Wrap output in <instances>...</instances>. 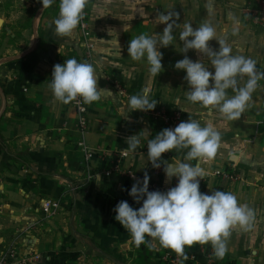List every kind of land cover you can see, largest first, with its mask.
<instances>
[{
    "label": "crops",
    "instance_id": "1",
    "mask_svg": "<svg viewBox=\"0 0 264 264\" xmlns=\"http://www.w3.org/2000/svg\"><path fill=\"white\" fill-rule=\"evenodd\" d=\"M252 1L91 0L95 49L92 59H87L78 26L69 36L54 34L60 0L45 10L41 0H0V21L13 34L0 61V112L6 100L0 116V232L11 234L1 237L0 243L6 249L15 248L7 264H166L165 248L159 241L146 237V243L136 247L115 220L114 211L121 201L136 210L142 207L143 201L136 203L129 193L137 181L143 186L145 174L153 179L143 134L135 153L124 151L128 137L147 131L148 138H154L151 119L127 107L129 98L150 80L149 98L157 102L156 107L181 111L183 122L190 118L201 126L211 122L220 133L215 158L201 164L205 170L201 193L230 192L253 212L249 226L230 230L223 258L214 254L210 243H195L185 246L183 264H264V79L258 81L240 118L225 121L218 110L187 100L186 72L175 69L176 62L185 57L179 39L183 23L196 28L208 22L233 55L251 58L257 72H264V30L247 22ZM160 13H172L174 19L178 13L180 27L174 29L171 46L158 47L163 70L153 80L146 58L133 61L127 49L133 37L163 33L166 25L155 22ZM209 47L218 51L220 45L213 39ZM186 55L205 63L214 74L204 54L190 50ZM70 58L93 65L101 90L100 99L87 104L85 134L78 129L72 103L56 101L48 87L54 66ZM234 94L228 90L229 97ZM82 139L94 154L88 165L77 146ZM186 151L175 150L170 157L163 154L164 169L174 157L195 165L196 161H184ZM121 152L128 157L119 168L131 171L135 178L123 177L118 171L106 174L118 165L114 154ZM177 183L178 178L169 180L163 170L162 193ZM45 200L61 203L55 216L43 211Z\"/></svg>",
    "mask_w": 264,
    "mask_h": 264
},
{
    "label": "clouds",
    "instance_id": "2",
    "mask_svg": "<svg viewBox=\"0 0 264 264\" xmlns=\"http://www.w3.org/2000/svg\"><path fill=\"white\" fill-rule=\"evenodd\" d=\"M41 2L45 10L51 7L54 0ZM87 3L88 0H60L59 16L54 20V34L60 37L71 35L83 18ZM175 16L174 19L172 13H160L155 22L166 25L162 34H141L129 42V57L133 61L146 58L148 72L153 80L163 70V55L157 50L158 47L171 46L175 39L174 29L180 27L177 23L179 14L175 13ZM179 39L185 57L176 62L175 69L186 72L185 80L190 89L186 95L187 100L207 110H218L225 121L238 120L258 81L264 79V72H257L255 61L251 58L233 55L232 48L216 38L215 29L208 22L201 23L196 28L190 23H183ZM213 39L220 45L218 51L209 47V41ZM190 50L204 54L214 68V74L205 67V63L189 59L186 54ZM245 77L246 82L239 86ZM48 87L54 99L65 105L74 101L91 104L101 96L93 65L78 62L75 58L67 59L63 65L54 66ZM229 89L235 93L231 97L228 96ZM151 91L150 80L139 94L129 98L128 109L131 112L154 110L157 102L150 100ZM176 104H180L178 97ZM141 134L147 138V157L153 167H161L163 154L173 150H187L183 156L184 161L197 163L193 165L180 162L176 157L171 163H167L164 169L166 177L169 180L176 177L178 183L166 193L150 192V177L145 174L143 186L137 181L129 193L136 203L143 201L142 207L136 210L127 201H121L114 209L115 220L130 234L136 247L146 243V237H150L158 240L161 247L184 256L185 246L210 243L214 254L223 258L230 230L235 226H249L253 212L246 205L239 204L237 197L230 192L217 190L208 195L200 191V180L205 175L201 164L210 163L215 158L221 146L220 133L211 122L201 126L200 122L190 118L175 128L163 129L151 139L148 138L147 131L128 137V148L124 151L135 153L140 148ZM98 179L101 181L99 174Z\"/></svg>",
    "mask_w": 264,
    "mask_h": 264
},
{
    "label": "built area",
    "instance_id": "3",
    "mask_svg": "<svg viewBox=\"0 0 264 264\" xmlns=\"http://www.w3.org/2000/svg\"><path fill=\"white\" fill-rule=\"evenodd\" d=\"M90 1L84 9L83 18L80 20L78 25L81 34V42L85 49V55L87 59H92V54L95 49V43L91 27V14H90ZM247 12L249 14L247 22L253 27L264 30V0H253L251 5L248 6ZM116 88L122 93L124 91L118 83H116ZM80 99V98H78ZM72 106L76 112L78 120V129L82 134H85L88 128L87 121V104L82 102L77 103L72 102ZM148 118L151 119L154 125V136L156 133L162 131L165 128H175L179 123L183 122V113L179 110H171L167 108L156 107L152 111L143 112ZM78 148L82 151L84 155V161L88 165L93 159L94 154L90 146L86 143L84 139L77 143ZM175 150L172 152L165 153L166 157H170ZM118 165L113 169L106 171V174H110L112 171H118L123 177L132 179L135 178L131 171L122 170L119 167L121 161L128 157V153L121 152L114 154ZM164 170V164L161 163V167L155 168L152 166L153 179L149 180L148 189L150 192L160 191L163 192V187L159 184ZM228 175V174H227ZM146 199V197H145ZM61 203L58 200H45L42 204L43 211L50 217L55 216L60 211ZM184 256L185 250H184ZM184 256H178L171 249H165L164 251V261L166 264H183ZM14 257L13 250L7 251L0 261V264H7L11 258ZM210 263H213V253L209 255Z\"/></svg>",
    "mask_w": 264,
    "mask_h": 264
},
{
    "label": "rangeland",
    "instance_id": "4",
    "mask_svg": "<svg viewBox=\"0 0 264 264\" xmlns=\"http://www.w3.org/2000/svg\"><path fill=\"white\" fill-rule=\"evenodd\" d=\"M32 13V12H31ZM30 13V14H31ZM12 30L11 28L7 25V24H4V22L0 21V61L2 60L3 58V55L5 54L7 48H8V45L13 42L11 40H8L10 39V37L12 36ZM8 44V45H7ZM10 233H8L6 236H5V233H2L0 232V238L1 237H9L10 238ZM9 250H13L14 252V255H15V248L14 247H11V248H8L6 249L5 251V254L7 253V251ZM12 259V258H11Z\"/></svg>",
    "mask_w": 264,
    "mask_h": 264
},
{
    "label": "trees",
    "instance_id": "5",
    "mask_svg": "<svg viewBox=\"0 0 264 264\" xmlns=\"http://www.w3.org/2000/svg\"><path fill=\"white\" fill-rule=\"evenodd\" d=\"M5 250H6V248L4 247V245L0 243V261L3 258V256L5 255V252H6Z\"/></svg>",
    "mask_w": 264,
    "mask_h": 264
},
{
    "label": "water",
    "instance_id": "6",
    "mask_svg": "<svg viewBox=\"0 0 264 264\" xmlns=\"http://www.w3.org/2000/svg\"><path fill=\"white\" fill-rule=\"evenodd\" d=\"M0 93H1V95H3V93H2V91L0 90ZM4 97V96H3ZM6 100H5V98H4V105H3V109H2V111L0 112V116H1V114L4 112V110H5V106H6V102H5Z\"/></svg>",
    "mask_w": 264,
    "mask_h": 264
}]
</instances>
